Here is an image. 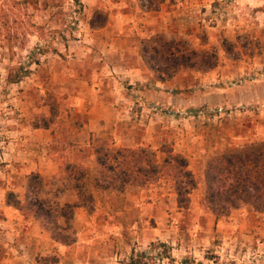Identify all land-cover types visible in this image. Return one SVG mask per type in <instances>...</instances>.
I'll return each mask as SVG.
<instances>
[{
  "label": "rangeland",
  "instance_id": "1",
  "mask_svg": "<svg viewBox=\"0 0 264 264\" xmlns=\"http://www.w3.org/2000/svg\"><path fill=\"white\" fill-rule=\"evenodd\" d=\"M179 3L0 0V264H264V215L240 206L215 222L203 202L208 157L264 143V0H207L206 8H197L204 23L176 16L169 25L144 24L161 7L178 14ZM118 12L131 19L127 33L152 78L130 85L108 80L110 91L120 94V112L110 123L118 132L87 135L86 107L74 106L73 97L87 95L86 77L103 57L89 22L111 24ZM155 36L209 51L216 67H179L155 87L141 55ZM101 68L96 72L121 76ZM148 90L156 99H140ZM96 138L111 139L114 147H149L158 161L160 144H171L196 178L188 208H177L165 180L95 194L91 213L74 211V241L65 246L26 213L11 206L13 217L5 213L8 193L21 205L30 201V173L55 176L65 161L85 167L91 189ZM45 189L52 198L55 186Z\"/></svg>",
  "mask_w": 264,
  "mask_h": 264
},
{
  "label": "trees",
  "instance_id": "2",
  "mask_svg": "<svg viewBox=\"0 0 264 264\" xmlns=\"http://www.w3.org/2000/svg\"><path fill=\"white\" fill-rule=\"evenodd\" d=\"M104 25L105 20L89 22L92 29ZM145 43L148 48L141 55L153 72L154 81L165 82L179 67L199 72L216 67L214 54L191 49L181 40L168 41L155 36ZM158 151L163 154L161 161L149 147H114L111 139L96 138L93 140L96 171L91 189L85 183V167L65 161L55 176L47 178L30 173V201L21 205L13 193H8L7 204L34 218L54 242L64 246L74 241V211L77 208L87 213L93 211L92 189L121 194L131 187L144 188L165 180L175 194L177 208L186 210L189 195L197 185L187 158L175 152L171 144H160ZM203 182V202L215 222L240 206H249L255 213L264 215V143L224 149L208 157ZM53 186V197H47L45 188ZM131 264H141V261L136 259Z\"/></svg>",
  "mask_w": 264,
  "mask_h": 264
},
{
  "label": "crops",
  "instance_id": "3",
  "mask_svg": "<svg viewBox=\"0 0 264 264\" xmlns=\"http://www.w3.org/2000/svg\"><path fill=\"white\" fill-rule=\"evenodd\" d=\"M206 2L207 0H180L178 14H176V11H168L161 7L155 14H148V20H145L144 24L156 26L159 21L160 23L169 25L173 20L172 18L176 16H179V21L188 23L195 19L204 23L205 18L201 15H205V13H201V10L197 11V8L200 6L206 8ZM196 13L198 14V18L196 16L193 17ZM110 16L112 18L111 24H106L101 28L90 29L93 36L92 40L98 45L101 44L103 46V57L98 59V64L91 67V74L86 77L87 81L85 83L87 84L90 82V84L88 83V86H86L87 95L80 94L73 97L75 103L74 106L77 108L80 106L82 107L84 103V106L86 107L88 119L84 128L87 135H97L99 132L108 129L118 132V126L112 127L110 126V123L114 119V115L120 112V106L118 105L120 94H115L110 91L112 86L110 83L108 84V80L114 82L120 80L128 82L127 84L130 85L135 82L145 83L152 78V75L148 72L143 63L141 56L138 54L136 46H132L130 34L127 33V25L131 21L129 16L123 12H118L114 14L113 17L112 15ZM102 59H105V61L100 63ZM99 66L102 67V70L105 68H107L108 71L111 69L113 71L117 70L121 76L110 75L108 77L102 73L99 74L96 72V70L99 69ZM165 84V82L155 81L154 86H163ZM111 93L113 95H111ZM140 96V99L144 100L156 99L155 93H151L150 90L143 92ZM122 143L124 144V141H122ZM113 145L115 146V143ZM139 145L143 144L140 143ZM92 192L93 195L101 193L93 189ZM11 210L12 208L10 206H5L4 208L5 213L13 217ZM76 212H81V214L84 213L82 208H77ZM5 223L8 228L13 221L11 222V220L8 219ZM15 235H18V233H15Z\"/></svg>",
  "mask_w": 264,
  "mask_h": 264
}]
</instances>
